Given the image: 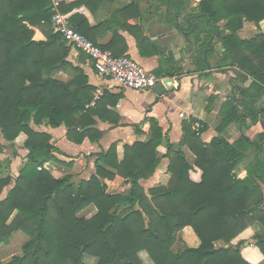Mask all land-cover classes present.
<instances>
[{
  "label": "trees",
  "instance_id": "obj_1",
  "mask_svg": "<svg viewBox=\"0 0 264 264\" xmlns=\"http://www.w3.org/2000/svg\"><path fill=\"white\" fill-rule=\"evenodd\" d=\"M147 1L164 6L165 22L193 39V56L202 77L214 52L210 40L216 28L192 30L179 24L189 0ZM113 2H62L60 10L87 37L82 20L71 12L83 6L94 13L102 3ZM198 9L213 24L222 16L226 20L219 37L222 51L212 68L232 72L231 86L233 81L248 83L247 87L233 86L220 105L215 129L218 136L203 143L200 134L206 126L199 121L202 127L197 134L192 129L196 121L189 118L182 123L181 141L173 145L157 120L145 117L131 126L140 134V126L147 123V141L112 143L107 150L92 155L94 173L89 179L76 182L72 176L75 163L59 160L54 155L59 151L53 138L34 127L63 126L69 142L89 148L103 136L98 122L122 126L116 110L122 94L103 91L94 96L97 88L68 60L71 47L52 31L49 0H0V134L10 146L19 135H25L28 152L15 178L0 179V196L10 186L0 199V244L18 232L29 238L22 245L21 256L0 264H84L83 256L95 258L97 264H144L140 253L152 264H249L240 251L245 239L239 236L254 224L264 230V133L252 141L241 136L233 143L220 134L246 118L251 122L245 128L259 118L264 120V34L250 40L237 36L243 22L258 25L264 20V0H201ZM126 10L136 16L141 13L137 3ZM34 30L42 32L44 40H35ZM113 36L119 35L115 32ZM81 56L83 62L85 56ZM61 72L68 73V81L55 78ZM216 98L209 97L211 106ZM163 143L170 179L166 186L157 184L145 190L140 181L155 173L161 160L157 149ZM183 146L193 154L192 164L180 151ZM252 147L254 157L240 179L235 169L244 158L243 152ZM3 148L0 143V154ZM47 163L64 166L66 173L53 176L44 169ZM117 176L124 179L128 190L110 194L106 182ZM89 207L94 209L90 217L79 216ZM186 227L198 238L199 246L174 253L176 234ZM252 239L264 255V233L254 234ZM218 242L222 245L215 247Z\"/></svg>",
  "mask_w": 264,
  "mask_h": 264
},
{
  "label": "crops",
  "instance_id": "obj_2",
  "mask_svg": "<svg viewBox=\"0 0 264 264\" xmlns=\"http://www.w3.org/2000/svg\"><path fill=\"white\" fill-rule=\"evenodd\" d=\"M76 1L62 0L64 5H71ZM136 3L141 12L139 16H136L132 10L124 11L125 8ZM146 9L144 5L139 3V0H115L113 3H102L94 13L83 6L74 8L71 12V14L76 13L79 20H82V26L88 40L100 48H105L119 55H127L148 72L159 78L168 79L167 81L172 86L171 92L166 97H158L153 91L136 92L123 89L111 80L99 78L92 70L86 57L82 62V56L73 50L71 51L68 60L73 65L79 66L88 77V83L97 88L95 97L100 96L103 91L113 95L122 94L116 105V110L120 116L119 125L122 126L112 127L108 123L98 122L97 127L103 131V136L97 144H93L89 148L69 142L65 137L66 130L63 126L52 129L43 125L34 127V130L48 133L53 138V146L59 151L58 154L55 153L54 155L65 162L73 161L75 163L73 170L76 173H80V175L89 173L86 179H89L94 173L95 158L92 155L101 150H107L112 143L117 141L132 145L134 142H145L149 139L150 132L147 123L140 126V134L136 133L131 126L140 123L145 117H154L173 145H177L183 136L181 126L184 120L179 117L180 113H185L190 119H195L196 122L201 121L206 126L204 132L200 134V140L203 143H209L218 136L215 130L219 123L218 109L227 99L226 88L231 84L227 78L228 72H219L211 66L217 62L218 54L222 51L220 44L214 46V52L208 57L207 63L210 65V71L206 67L203 72L204 75L199 77L200 72L197 69L196 58L193 56V39L186 38L177 29L167 24L163 18L162 20L157 18L154 13H150V16L145 18ZM247 24L249 25V23ZM260 24L264 25V20ZM185 27H187L186 24ZM115 32L119 36H113ZM241 32L242 30L238 32V36ZM34 34L36 40H44L38 30H34ZM240 38L244 39L245 37ZM57 79L61 80L59 77ZM211 95L217 97L212 106L209 104ZM250 122V119L246 118L242 124L232 123L220 136L228 143L236 142L241 136L252 141L257 135L264 133V120L259 118L255 124L245 128V125L248 126ZM25 140V135L21 134L14 144L21 142L23 145ZM157 150L161 160L155 173L148 180L140 181L145 190L153 185L163 184L161 181L165 178L170 179L166 172L169 160L164 158L165 143L159 146ZM18 151L28 153L27 150L18 149ZM180 151L189 164L194 162L193 154L185 146L181 147ZM243 155V160L235 169V174L240 179L245 177L246 167L254 157V148L243 152ZM11 160L14 163V159ZM49 167L54 169L48 163L45 164L44 169L49 171ZM121 182L123 183L121 189L127 187L124 180L118 176L114 180L106 182L109 187H107V192L116 194V190L122 184ZM110 190H115L116 193ZM261 191L263 194L261 208L264 210L263 185H261ZM6 192L1 194L0 199L4 198ZM263 233L264 230L260 225L254 224L239 236L240 239H245L240 251L244 260L249 264H264V255L254 246L256 241L252 239L254 234L262 235ZM221 245L220 242L215 243V247ZM198 246V238L191 228L186 227L177 234V241L172 251L177 253L183 247L197 248ZM82 262L84 264H97L95 258L87 256H83Z\"/></svg>",
  "mask_w": 264,
  "mask_h": 264
},
{
  "label": "built area",
  "instance_id": "obj_3",
  "mask_svg": "<svg viewBox=\"0 0 264 264\" xmlns=\"http://www.w3.org/2000/svg\"><path fill=\"white\" fill-rule=\"evenodd\" d=\"M49 1L51 3L53 33L60 35L64 42L77 54L84 55L99 78L111 80L123 89L136 92L152 91L157 84L163 87L170 85L168 79L156 77L127 55H114L110 50L102 49L85 38L61 12L62 0ZM179 117L185 121L189 119L185 113H180ZM201 127L202 125L196 122L192 129L199 134Z\"/></svg>",
  "mask_w": 264,
  "mask_h": 264
},
{
  "label": "rangeland",
  "instance_id": "obj_4",
  "mask_svg": "<svg viewBox=\"0 0 264 264\" xmlns=\"http://www.w3.org/2000/svg\"><path fill=\"white\" fill-rule=\"evenodd\" d=\"M220 21L222 23L226 22V20L224 19L223 16L220 18ZM247 23H249V22H243L242 28L238 31V32H240L242 30V32L240 33V36H238V32H237V36L240 40H250V39H253L254 37H256L257 35L264 34V25H261L260 23L258 25H255L253 23H249V25H248ZM38 32L42 35V37L44 39L45 37H44L43 33L40 32L39 30H38ZM240 37H245V38L241 39ZM71 51H72V49H71ZM71 51H70V53H71ZM228 76L229 77L232 76V72L227 73V78L229 79ZM58 77L63 81L69 80L68 73L61 72L59 74H56L55 78H58ZM232 83H233V86H241V87H243V85H244V87L248 86V83L243 84L240 80L239 81H233ZM233 86L230 85L228 88H226L227 96L230 94V91H231ZM0 143L4 147L2 153L0 154V179L4 178V177L15 178L18 174L19 169H20V164L25 162L24 158H26V155H27V154H25V152L18 151V149H22L23 151L26 150L24 148V143L22 145L21 142H16V144H13L12 146H10L7 142H5L3 140L1 134H0ZM12 158L14 159V161H13L14 163L11 162ZM86 158H88V157H86ZM79 160H81V159H79ZM18 162H20V163H18ZM11 163H12V165H11ZM48 164H50L51 167H54V169L49 167V169H50L49 171L55 177L64 175L66 173V168L64 166L58 165L55 163H48ZM73 173L74 174H72V176L74 177V181H76V182L82 178L86 179L88 177V174H89V173L88 174L83 173L82 175H80V173H76L75 171H73ZM168 175L170 176V174H168ZM168 181L169 180L167 178L163 179L161 181V182H163V184H161V185L166 186ZM107 182H109V181H107ZM124 183H125V181H124ZM107 187H108V185H107ZM9 188H10V186L6 187L2 193L5 194V192L8 191ZM121 188H123V183L119 185V188H118V190H116V192L117 193H124L125 191L128 190V185L124 189H121ZM110 191L116 193L115 190H110ZM93 213H94V209L92 207H89L86 210L82 211L79 214V216L88 218ZM28 239L29 238L25 234L18 232V233L13 234L6 244H0V261L3 263H8L13 256H21L22 245L25 242H27ZM176 241H177V234H176ZM172 248H174V245ZM139 256L145 264H152L150 262V260L147 258L145 253H140Z\"/></svg>",
  "mask_w": 264,
  "mask_h": 264
},
{
  "label": "flooded vegetation",
  "instance_id": "obj_5",
  "mask_svg": "<svg viewBox=\"0 0 264 264\" xmlns=\"http://www.w3.org/2000/svg\"><path fill=\"white\" fill-rule=\"evenodd\" d=\"M201 0H189V4L187 5V8L185 10V12L180 16V18H178V22L179 24L187 25V27H185L186 29L191 26L192 30H197L199 27H203V26H209V28H216V31L214 33V36L211 38L210 42L212 44L218 45L220 44L219 42V37L224 33V23H222L221 21L213 24L211 22H209L207 20V18H205L198 9V4ZM139 3L144 5L147 9L145 12V18L147 16H150V13H154V15L157 16V18H160L162 20V18L164 17V13H165V7L161 6L160 3H152L149 2L147 0H139ZM149 7H151L153 10H150ZM155 8H157V13H155ZM155 10V11H154ZM187 17H189L190 19H188ZM185 18V20H183ZM187 18V19H186ZM164 19V18H163ZM193 32V31H192ZM225 33H228L227 31ZM191 34V33H190ZM233 91V89L231 90Z\"/></svg>",
  "mask_w": 264,
  "mask_h": 264
},
{
  "label": "water",
  "instance_id": "obj_6",
  "mask_svg": "<svg viewBox=\"0 0 264 264\" xmlns=\"http://www.w3.org/2000/svg\"><path fill=\"white\" fill-rule=\"evenodd\" d=\"M210 50V48H209ZM206 67L207 70L210 71V65L206 62ZM172 90V86L171 85H167L166 87L161 86L160 84H157L154 88H153V93L158 96V97H166L169 95V93Z\"/></svg>",
  "mask_w": 264,
  "mask_h": 264
}]
</instances>
